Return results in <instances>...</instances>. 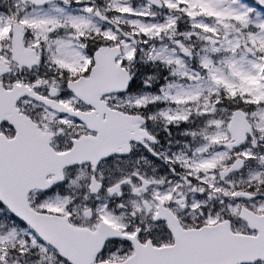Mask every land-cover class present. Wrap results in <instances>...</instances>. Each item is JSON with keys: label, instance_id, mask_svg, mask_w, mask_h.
I'll list each match as a JSON object with an SVG mask.
<instances>
[{"label": "snow or ice", "instance_id": "6c2138e0", "mask_svg": "<svg viewBox=\"0 0 264 264\" xmlns=\"http://www.w3.org/2000/svg\"><path fill=\"white\" fill-rule=\"evenodd\" d=\"M0 264H264V0H0Z\"/></svg>", "mask_w": 264, "mask_h": 264}]
</instances>
